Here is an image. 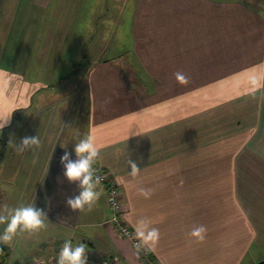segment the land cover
<instances>
[{"label":"crops","instance_id":"obj_1","mask_svg":"<svg viewBox=\"0 0 264 264\" xmlns=\"http://www.w3.org/2000/svg\"><path fill=\"white\" fill-rule=\"evenodd\" d=\"M20 3L0 0V110L12 112L0 131V213L33 204L47 227L18 232L6 264L48 262L66 239L140 264L108 222L103 183L91 211L65 203L81 189L64 177L60 157L77 159L74 145L89 133L100 150L94 165L120 187L123 221L134 232L140 221L159 230L146 248L152 260L264 264V0H127L116 44L107 56L92 48L88 63L85 49L65 51L73 17L55 19L64 4ZM178 71L189 84L176 81ZM221 119L237 145L230 136L214 145ZM36 135L39 148L16 151L13 143ZM128 157L141 169L135 177ZM199 225L202 242L189 235Z\"/></svg>","mask_w":264,"mask_h":264},{"label":"clouds","instance_id":"obj_2","mask_svg":"<svg viewBox=\"0 0 264 264\" xmlns=\"http://www.w3.org/2000/svg\"><path fill=\"white\" fill-rule=\"evenodd\" d=\"M176 81L181 85L189 84V78L183 72L174 73ZM252 83L259 86L256 79ZM110 98L105 103H110ZM12 112H4L0 110V131L11 122ZM130 135V134H129ZM131 135H139L138 132H132ZM129 138V136H128ZM18 153H24L27 150H34L41 145L40 138L36 135L33 137L25 136L22 138L19 145L14 144ZM99 148L95 144V138L91 133L80 138L74 145V152L77 159H70L71 153L65 151L60 157V162L64 168V177L70 183H78L80 187L79 195L69 196L66 198V205L72 211L83 212L87 207L91 211L93 206L99 201L102 191L98 190L104 177L97 174V169L94 168L99 157ZM36 163L35 160L32 161ZM128 167L131 168L129 173L135 177L140 174L141 169L138 167L136 161L128 157ZM141 195L148 198L151 195L150 189H139ZM47 220V213L42 209L31 205H21L15 208H8L5 206L3 213H0V225H6L3 233L0 234V244H9L18 232L35 233L47 227L45 221ZM207 228L204 225L196 226L189 233L191 237L196 238L202 242L205 239ZM135 239L137 243L133 245L137 257L149 246L154 247L159 240V230L155 227L148 228V225L143 221L139 222V226L135 228ZM87 245L79 242L75 246L71 239H66L59 252L56 264H87ZM0 253L3 250L0 249Z\"/></svg>","mask_w":264,"mask_h":264},{"label":"rangeland","instance_id":"obj_3","mask_svg":"<svg viewBox=\"0 0 264 264\" xmlns=\"http://www.w3.org/2000/svg\"><path fill=\"white\" fill-rule=\"evenodd\" d=\"M24 1L25 0H21L20 4H23ZM126 2L127 0H79V2L78 0H51V5L56 6L58 9L61 8L60 5L64 4V13L60 10H56L55 19H57V15L62 16L63 14L65 16L68 13L73 17V19H70L71 27L69 35L66 38L67 41L65 44V51H68L67 49H69V51L71 50V52L74 53L78 52L79 48L85 49V60L87 63L90 60V53L94 47L100 49L103 47L107 48L105 52V56H107V52H111L110 49L114 44H116V38L122 24V22L118 21L120 15L123 14V7L125 6ZM17 3L18 0H5V5L9 8L13 7V5H17ZM128 6L129 5H127V8ZM126 11L123 16L124 26ZM50 13L48 14L50 15ZM56 23L57 22H55V24ZM122 41H124V39H122ZM123 43L126 44V42ZM121 46V49L125 47L123 44ZM82 60H84L83 57L81 61ZM199 94L207 96L206 93ZM229 94L231 95L233 93ZM209 95L213 96L211 93H208V96ZM182 96L183 99H191L188 93H183ZM198 98L200 99L199 95ZM217 113H219V111H217ZM218 117L219 116H217V119H219ZM232 120L231 123L228 122L230 125H232L234 122ZM218 122L219 123L217 125L219 126L217 127L215 124L214 128V145H222V141L219 136H230V143L234 142L233 140H235L234 146L237 145L239 141H236V133L231 132L228 134L229 130H226V126L223 127V125H226L227 122L224 119L218 120Z\"/></svg>","mask_w":264,"mask_h":264},{"label":"built area","instance_id":"obj_4","mask_svg":"<svg viewBox=\"0 0 264 264\" xmlns=\"http://www.w3.org/2000/svg\"><path fill=\"white\" fill-rule=\"evenodd\" d=\"M94 168L97 169V174L104 177L102 183L105 185L106 188V204L110 212V217L108 219V222L111 223L115 227L118 234L123 238L127 239L131 244V246L133 247V245L137 243V240L135 239V232L133 228L127 223H125L121 218L123 211L119 199L120 187L117 181L111 178L98 165H94ZM62 246L63 245H61L59 252ZM59 252L57 254L58 256H59ZM148 254L149 251L147 249H145L139 254L140 264H159L157 261L152 260ZM57 258L51 259L50 261L45 263L31 260L28 262V264H56ZM87 264H117V263L108 256H97L95 254L87 253Z\"/></svg>","mask_w":264,"mask_h":264},{"label":"trees","instance_id":"obj_5","mask_svg":"<svg viewBox=\"0 0 264 264\" xmlns=\"http://www.w3.org/2000/svg\"><path fill=\"white\" fill-rule=\"evenodd\" d=\"M0 249L3 250V253H0V264H6L8 256H9V249L6 245L0 244Z\"/></svg>","mask_w":264,"mask_h":264}]
</instances>
